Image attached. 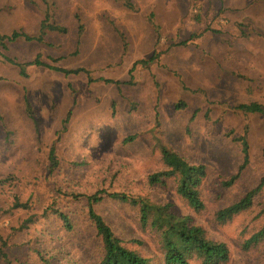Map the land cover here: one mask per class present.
<instances>
[{
  "label": "rangeland",
  "instance_id": "374dc122",
  "mask_svg": "<svg viewBox=\"0 0 264 264\" xmlns=\"http://www.w3.org/2000/svg\"><path fill=\"white\" fill-rule=\"evenodd\" d=\"M126 2L0 0V35L32 37L0 42V236L8 255L0 264H39L37 250L50 251L52 264H97L84 197L98 189L170 203L227 244L226 264H264V241L244 248L264 225V116L234 110L264 104V0ZM46 20L60 30L41 29ZM244 134L248 164L225 186L242 161ZM52 144L59 166L51 172ZM162 147L206 165L203 211L188 207L172 179L148 184L163 168ZM260 182L247 211L216 222L219 209ZM15 198L28 208H13ZM55 202L71 217V233L49 212ZM95 210L129 248L163 264L158 236L140 227L136 208L104 198Z\"/></svg>",
  "mask_w": 264,
  "mask_h": 264
},
{
  "label": "trees",
  "instance_id": "16d2710c",
  "mask_svg": "<svg viewBox=\"0 0 264 264\" xmlns=\"http://www.w3.org/2000/svg\"><path fill=\"white\" fill-rule=\"evenodd\" d=\"M130 6L129 0L126 2ZM49 16H45L48 18ZM49 28L50 30H58L54 25H49L47 20L42 22L41 29ZM60 30V29H59ZM18 37L31 40L32 37L27 36L17 31L10 35H0V42L14 41ZM9 62H13L7 59ZM36 64L50 67L42 63L38 59L34 60ZM65 74L84 72V69L66 70L56 68ZM178 108L180 103H178ZM29 110V107L27 106ZM243 114L257 113L264 116V104L256 101L248 103H240L234 107ZM67 119V117H66ZM66 119L63 123H65ZM134 135L125 138L126 142L133 141ZM242 161L237 167L235 173L230 175L223 182L225 186L232 185L241 175L242 171L248 164V142L245 134L239 138ZM47 159L49 162V170L55 171L58 166V157L55 151V146L52 144L48 150ZM161 160L163 168L149 174L147 182L151 186H163L170 179L176 183V193L182 197L188 207L194 212L203 211L205 203L201 196L202 181L207 175V167L204 164L192 163L178 154L176 151L167 147L161 148ZM8 175L5 181L10 180ZM262 182L255 188L247 191L238 200H235L226 207L219 209L215 214L217 223L223 224L231 220L234 216L247 211L253 202L256 194L260 191ZM74 199H79L78 196L72 195ZM104 198L115 200L130 208H136L138 214V223L143 230L154 231L161 244L163 264H192V261H198L199 264H226L230 258V252L227 244L223 241L214 240L207 236L204 228L201 225L192 222L190 216L180 215L172 210L170 203L159 204L149 200L142 195L128 194L125 192L107 191L106 189H98L94 193L85 195L86 201V217L94 228L96 239L98 240L99 248L95 255L97 264H152V260L145 257L134 249L126 245V241L115 235L112 228L107 224L103 217L95 210V205L101 202ZM28 208L27 204H22L18 198L13 201V208ZM49 212L53 214L61 224V227L67 233L73 231V223L68 213L63 212L55 202V205H49ZM34 220L32 217L25 219L24 223L19 228L27 227ZM264 241V225L253 232L248 239L245 240L244 248L251 245H256ZM134 243H137L133 241ZM6 241L0 236V258L8 263L7 253L5 251ZM39 264H52L50 251L37 250ZM25 264V263H24Z\"/></svg>",
  "mask_w": 264,
  "mask_h": 264
}]
</instances>
